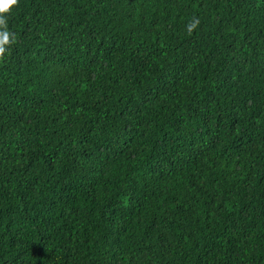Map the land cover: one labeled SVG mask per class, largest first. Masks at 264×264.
<instances>
[{"label": "trees", "instance_id": "16d2710c", "mask_svg": "<svg viewBox=\"0 0 264 264\" xmlns=\"http://www.w3.org/2000/svg\"><path fill=\"white\" fill-rule=\"evenodd\" d=\"M4 16L0 264H264V0Z\"/></svg>", "mask_w": 264, "mask_h": 264}, {"label": "clouds", "instance_id": "9594fccd", "mask_svg": "<svg viewBox=\"0 0 264 264\" xmlns=\"http://www.w3.org/2000/svg\"><path fill=\"white\" fill-rule=\"evenodd\" d=\"M19 0H0V61L5 59V53L8 51L9 45L15 42V34L11 33L7 28V20L4 14L9 12L13 6L18 5ZM200 24L198 17H193V20L187 25V31L191 34Z\"/></svg>", "mask_w": 264, "mask_h": 264}]
</instances>
